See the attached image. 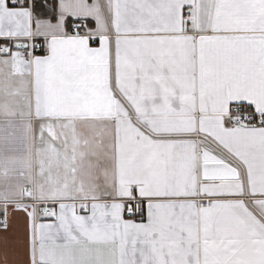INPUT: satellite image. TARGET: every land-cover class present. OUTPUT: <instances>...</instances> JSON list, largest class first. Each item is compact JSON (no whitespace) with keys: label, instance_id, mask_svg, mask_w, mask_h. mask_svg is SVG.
Wrapping results in <instances>:
<instances>
[{"label":"snow or ice","instance_id":"snow-or-ice-1","mask_svg":"<svg viewBox=\"0 0 264 264\" xmlns=\"http://www.w3.org/2000/svg\"><path fill=\"white\" fill-rule=\"evenodd\" d=\"M0 247L264 264V0H0Z\"/></svg>","mask_w":264,"mask_h":264},{"label":"crops","instance_id":"crops-1","mask_svg":"<svg viewBox=\"0 0 264 264\" xmlns=\"http://www.w3.org/2000/svg\"><path fill=\"white\" fill-rule=\"evenodd\" d=\"M3 259V257H2V247H0V260H2ZM10 259H11V257H10Z\"/></svg>","mask_w":264,"mask_h":264}]
</instances>
